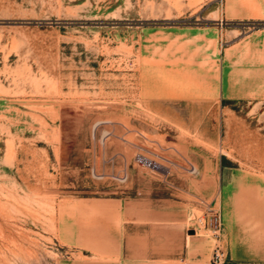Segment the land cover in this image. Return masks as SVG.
Masks as SVG:
<instances>
[{"label":"rangeland","instance_id":"374dc122","mask_svg":"<svg viewBox=\"0 0 264 264\" xmlns=\"http://www.w3.org/2000/svg\"><path fill=\"white\" fill-rule=\"evenodd\" d=\"M121 199L264 264V0H0V264H123Z\"/></svg>","mask_w":264,"mask_h":264},{"label":"crops","instance_id":"0c3cea01","mask_svg":"<svg viewBox=\"0 0 264 264\" xmlns=\"http://www.w3.org/2000/svg\"><path fill=\"white\" fill-rule=\"evenodd\" d=\"M120 204L116 214L123 233L115 254L123 264H214L213 238L199 234L196 227L190 234L185 209L155 208L152 199L140 208L132 199H121Z\"/></svg>","mask_w":264,"mask_h":264},{"label":"built area","instance_id":"2783aa9c","mask_svg":"<svg viewBox=\"0 0 264 264\" xmlns=\"http://www.w3.org/2000/svg\"><path fill=\"white\" fill-rule=\"evenodd\" d=\"M207 219V226L210 229V232L213 236L219 237L223 231V222L221 214L218 211L213 209L209 210V216ZM196 232V230H195ZM224 253L219 247L216 245L214 248V263L215 264H222Z\"/></svg>","mask_w":264,"mask_h":264},{"label":"water","instance_id":"95a60500","mask_svg":"<svg viewBox=\"0 0 264 264\" xmlns=\"http://www.w3.org/2000/svg\"><path fill=\"white\" fill-rule=\"evenodd\" d=\"M193 233H195V231H194V230H191V231H190V234H193Z\"/></svg>","mask_w":264,"mask_h":264}]
</instances>
